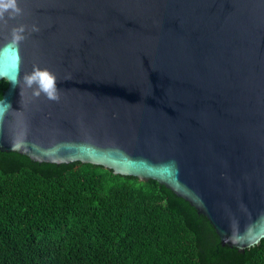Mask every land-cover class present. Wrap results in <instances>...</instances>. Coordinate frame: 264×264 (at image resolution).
Instances as JSON below:
<instances>
[{
	"label": "water",
	"instance_id": "95a60500",
	"mask_svg": "<svg viewBox=\"0 0 264 264\" xmlns=\"http://www.w3.org/2000/svg\"><path fill=\"white\" fill-rule=\"evenodd\" d=\"M17 3L0 21V152L153 180L247 258L264 239V0ZM36 67L58 100L25 84Z\"/></svg>",
	"mask_w": 264,
	"mask_h": 264
},
{
	"label": "trees",
	"instance_id": "16d2710c",
	"mask_svg": "<svg viewBox=\"0 0 264 264\" xmlns=\"http://www.w3.org/2000/svg\"><path fill=\"white\" fill-rule=\"evenodd\" d=\"M0 264H264V239L244 258L153 180L0 152Z\"/></svg>",
	"mask_w": 264,
	"mask_h": 264
},
{
	"label": "clouds",
	"instance_id": "9594fccd",
	"mask_svg": "<svg viewBox=\"0 0 264 264\" xmlns=\"http://www.w3.org/2000/svg\"><path fill=\"white\" fill-rule=\"evenodd\" d=\"M21 14L22 9L18 6L17 0H0V21L7 23V19L15 18ZM24 30L25 29L23 25L13 28V44H17L24 38L22 35ZM24 82L28 87L36 85V88L34 89V95L36 96H39L41 93H43L50 100L59 99L55 76L48 70H41L40 68L36 67L33 69L31 74L25 75Z\"/></svg>",
	"mask_w": 264,
	"mask_h": 264
}]
</instances>
